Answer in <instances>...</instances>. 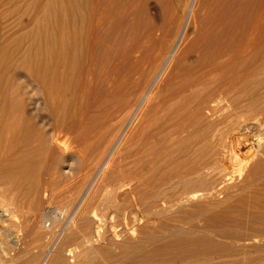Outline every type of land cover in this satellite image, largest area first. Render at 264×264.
<instances>
[{
    "label": "rangeland",
    "instance_id": "374dc122",
    "mask_svg": "<svg viewBox=\"0 0 264 264\" xmlns=\"http://www.w3.org/2000/svg\"><path fill=\"white\" fill-rule=\"evenodd\" d=\"M46 2L0 0V116L11 106L22 123L37 124V130L26 134L28 139L36 144L37 138H44L49 145L55 122L68 121L72 109H36L37 95L29 89L33 83L29 85L23 65L56 62L42 32L51 34L54 18L52 9L42 11ZM142 4L144 9L127 13L122 30L110 32L117 41L107 42L103 53L100 49L94 53L93 62H120L115 83L120 104L108 107L101 99L110 96L102 89L80 94L75 101L91 105L90 118L100 122L85 134L77 126L56 129L63 149L44 152L40 174L36 170L25 177L22 189L9 188L0 195V264H264L263 110H227L228 101L222 103L223 114L211 127L220 137L218 148L227 157V167L221 165L211 195L203 191L181 208L149 215L150 204L139 205L148 193L137 190L135 180L124 191L113 190L112 170L124 163L135 175L139 153H134L142 147V136L185 118L190 123L183 134L191 130L195 135L211 122L206 115L198 120L191 106L185 114L178 111L171 122L158 112L160 105L176 108L168 88L190 68L195 71L194 64L205 55L199 38L205 34L208 0H144ZM96 69L102 72L100 66ZM262 72L264 65L257 77L264 76ZM230 116L238 117L240 126L228 123ZM241 125L251 129L240 130ZM249 151L253 156L247 158ZM37 179L41 187L34 189ZM177 228H192L195 235H175ZM222 228L227 235L218 234Z\"/></svg>",
    "mask_w": 264,
    "mask_h": 264
},
{
    "label": "bare ground",
    "instance_id": "6f19581e",
    "mask_svg": "<svg viewBox=\"0 0 264 264\" xmlns=\"http://www.w3.org/2000/svg\"><path fill=\"white\" fill-rule=\"evenodd\" d=\"M143 1L45 0L46 6L42 5V11L52 9L50 11L54 12L50 25L53 35H45L46 32H42L46 36L45 41L49 48H52L56 62L48 60L24 62L23 65L31 80L29 85L32 83L35 85L29 89L37 95L34 101L36 102L34 105L37 104L36 109L46 108L54 112L67 107L72 109V113L68 121L55 122L49 145H46L44 138H37L36 144L28 139L26 134L30 130H37V124L31 123L28 127L26 123H22V117L17 115V111L15 113L11 106L6 115L0 116V195L4 196L9 188L22 189L25 177L36 170L38 171L36 174L43 171V168L40 170L42 165L40 161L45 154L55 149H63L58 139L60 129L59 131L56 129L77 126L79 133L85 134L95 127L98 121L100 122V118H90L91 105H79L80 103L75 101L80 94L89 89L90 91L102 89L110 96L102 98V102L108 107L120 104L121 98L117 95L115 85L120 62H93L94 53L96 49L102 50L103 53L107 42L117 41L110 36V32L122 30L125 27L124 18L127 13L136 11L138 7L144 9ZM208 2L210 9L205 19V34L199 38L204 42L205 55L201 62L194 64L197 68L195 71L191 72L193 67L190 68L191 73H187L188 75L180 82L168 88L171 98L175 100L176 108L160 105L158 108L162 111L156 108L154 112H163L168 115L167 122H171L179 115L178 111L185 114L191 106L194 107L193 112L198 116V120H202L206 115L205 117L211 121L210 124L204 125L205 127L200 128L195 135L191 134V130L183 134L189 122L186 118L180 124L174 121L154 129L152 133L142 136V147L134 153H139L134 159L135 175L124 163H120L122 164L120 168L112 170L110 174L113 190L122 188L124 191L127 184L135 180L136 189L148 193L139 205L150 204L149 215H163L173 207L181 208L187 201L205 193L203 191L211 195L218 185V171L220 167H225L227 157L222 155V148H218L220 137L211 125L223 112L221 110L224 101H228L224 107L227 110L264 111V76L257 77L264 65V0H208ZM96 66H100L102 72H97ZM212 83L214 86L211 88L209 85ZM200 85L203 89H199ZM229 119L228 123L240 126L238 117L230 116ZM247 128L251 129V126L243 125L239 129ZM144 152H147L145 156L140 154ZM252 156L253 152L249 151L247 158ZM144 173H148L149 176L144 178ZM40 183L37 179L34 189L40 188ZM210 201L208 203L211 205ZM40 203L37 201L36 205L39 206ZM117 203L115 206H119ZM186 230L177 228L174 234L187 237L194 231L192 228V231ZM217 232L219 235L228 233L224 228L218 229Z\"/></svg>",
    "mask_w": 264,
    "mask_h": 264
}]
</instances>
